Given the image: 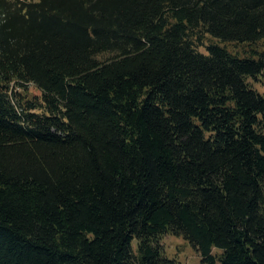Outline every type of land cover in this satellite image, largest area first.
Segmentation results:
<instances>
[{
  "label": "trees",
  "instance_id": "16d2710c",
  "mask_svg": "<svg viewBox=\"0 0 264 264\" xmlns=\"http://www.w3.org/2000/svg\"><path fill=\"white\" fill-rule=\"evenodd\" d=\"M169 233L264 264V0H0V264Z\"/></svg>",
  "mask_w": 264,
  "mask_h": 264
},
{
  "label": "rangeland",
  "instance_id": "374dc122",
  "mask_svg": "<svg viewBox=\"0 0 264 264\" xmlns=\"http://www.w3.org/2000/svg\"><path fill=\"white\" fill-rule=\"evenodd\" d=\"M227 46L231 49H235L237 47H241L236 45L235 47L232 44H227ZM243 47L241 49V52ZM31 91L33 93H37L38 91L31 87ZM160 244L164 254L167 257H171L178 261L180 264H198L201 258V254L197 251L191 242L185 238L184 236L174 235V234H166L162 238H160ZM133 250L136 251L137 248V239L134 238L132 241ZM213 252L218 254L221 252V248H214Z\"/></svg>",
  "mask_w": 264,
  "mask_h": 264
}]
</instances>
